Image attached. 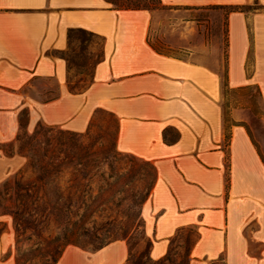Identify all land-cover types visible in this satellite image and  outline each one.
Returning <instances> with one entry per match:
<instances>
[{
  "label": "crops",
  "instance_id": "1",
  "mask_svg": "<svg viewBox=\"0 0 264 264\" xmlns=\"http://www.w3.org/2000/svg\"><path fill=\"white\" fill-rule=\"evenodd\" d=\"M168 8L248 7L228 14L223 67L198 46L195 58L160 54L148 42L149 10L111 9L106 0H0V141L12 139L18 113L84 133L101 110L116 121L118 152L150 163L155 181L142 206L149 257L190 231L188 264H264V161L250 131L251 108L222 112V87L259 89L264 104V0H159ZM70 30L102 40V59L82 93L68 90L64 60ZM41 82V86H38ZM37 84V85H36ZM59 97L43 102L44 94ZM247 104V102H246ZM248 104H251L250 99ZM11 238L0 232V264ZM129 247H66L56 264H126Z\"/></svg>",
  "mask_w": 264,
  "mask_h": 264
},
{
  "label": "rangeland",
  "instance_id": "2",
  "mask_svg": "<svg viewBox=\"0 0 264 264\" xmlns=\"http://www.w3.org/2000/svg\"><path fill=\"white\" fill-rule=\"evenodd\" d=\"M147 3L152 11L148 31L150 45L165 54L190 60L195 58L194 54L190 56V52L194 53L198 46L213 48L215 53L206 57V60L217 64L215 60L219 54L220 65L223 67L227 10L168 8L159 5L156 0H149ZM101 45L102 40L96 36L75 35L71 44L73 51H69V55L81 66L71 69V85L83 87L90 82L95 62L101 55ZM37 84L41 86V82ZM49 90L54 92L55 89L52 87ZM221 95L224 114L232 109L243 112L244 109L251 108L253 116L248 129L264 161V104L261 102L260 90H227L222 87ZM249 99L251 104H248ZM24 111L18 113V129L12 139L0 141V232L5 229L11 238V246L5 257H11L14 264H46L47 259L39 256V251L30 255L23 253L29 249L45 252L44 248L53 243V239L63 230L74 234L72 244L68 246L95 251L102 245L125 240L129 247L126 263L151 264L147 258L150 240L144 236L141 218L142 206L152 188L151 185L149 189L152 183V177L149 176L151 172L146 170L141 162L116 153V121L110 114L101 110L94 114L88 130L80 133L81 149L88 148L90 161L88 181L80 179V183H88V196L97 198L100 205L96 208H81L79 211L77 208H71L67 212H57L58 223L55 222V216H50L39 225L40 238L30 237L29 232L23 234L16 231L17 225L11 215L15 185H32L38 174L34 168L42 161L57 164L63 157L61 151L70 152L66 146L59 147L56 141L57 138L62 141L69 138L65 130L39 123L33 129H28V115H24ZM44 154L45 158L42 157ZM45 194V201L50 200L52 204L55 195H52L50 186L45 189ZM40 195L41 192L38 196ZM48 212L49 209L44 214L48 215ZM24 218L28 216L24 215ZM191 239L190 231L183 232L173 251L175 256L172 259L176 263L185 261Z\"/></svg>",
  "mask_w": 264,
  "mask_h": 264
},
{
  "label": "trees",
  "instance_id": "3",
  "mask_svg": "<svg viewBox=\"0 0 264 264\" xmlns=\"http://www.w3.org/2000/svg\"><path fill=\"white\" fill-rule=\"evenodd\" d=\"M111 9L116 10H151L149 4L147 3L149 0H106ZM157 3L160 5L159 0H156ZM208 8H223L227 10V13L241 11L246 12L249 10L248 7L240 6V7H208ZM75 35H82L83 37H93L94 35L90 32L84 30H70L68 32V39H69V48L66 53H64V60L66 61L68 69L71 71L72 68L80 67L81 65L78 64L77 60L73 59L69 55V51H73L71 48L72 40L74 39ZM86 40V39H85ZM152 46V45H151ZM156 52L170 56L161 52L160 50L156 49L152 46ZM102 54L97 58L96 63L101 61ZM90 82L83 86L78 87L77 85H71L69 80L68 82V90L72 94H79L82 93L85 89H87ZM59 97L58 92H48L44 94L43 102L48 103L53 101ZM24 115H27L25 111L23 112ZM88 130V129H87ZM69 138L62 141L61 138H57V145L60 147H67L70 149V152H63L61 151L60 154L63 155L62 160L56 163L50 162H41L39 166L35 169L37 176L35 178V182L32 185H15L14 187V195H13V211L11 215L16 223V231H20L23 234L30 233V237H38L40 238L41 228L39 225L47 220L50 216H55L57 212H67L71 208H85L88 209L89 206L98 207L100 204L98 203L97 198H93L92 196H88V183L83 185L80 183L81 180H87L88 176L90 175L89 167L90 161L88 160V148L81 149V135L73 132L66 131ZM62 134V132H59ZM88 133H86L87 135ZM116 153L119 156H129L133 160H137L143 164L145 169L150 170L151 174L149 176L152 177V183L150 184L153 186L155 181V170L154 167L148 163L141 161L134 156L126 155L118 152L115 148ZM43 158L46 157V154L42 155ZM110 166V165H108ZM111 168V166H110ZM149 172V171H148ZM66 177V179H65ZM50 186L52 195H55V199L51 204L50 200L45 201L46 194L45 189ZM87 189V191H85ZM41 192L42 195L38 196ZM40 204H44L40 206ZM40 206V207H39ZM49 209L48 215H45L44 212ZM5 215V214H3ZM24 215H27L28 218H24ZM58 223V222H57ZM183 231L179 232L170 242V248L168 253L159 260H152L149 255L147 254L148 260L151 264H188L189 262V250L192 245L189 241V248L187 249V253L185 255V261L182 263H176L172 257L175 256L173 252L177 246H175L178 240L181 238ZM73 232H65L61 230L58 237L53 239V243L49 246L44 248L45 252H41L40 249L36 250H26L23 255H30L34 254L39 251V256L45 257L47 259L46 264H56L63 252V249L72 244L73 241ZM126 239V236L124 237ZM188 243V241H186ZM109 244V243H108ZM152 242L149 241L148 250L151 247ZM107 245V244H106ZM105 245L100 246L98 249L104 247ZM80 248V247H79ZM96 249V250H98ZM95 250V251H96ZM38 257V256H37ZM19 264V262L17 263ZM128 264V263H126Z\"/></svg>",
  "mask_w": 264,
  "mask_h": 264
}]
</instances>
